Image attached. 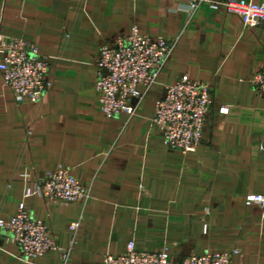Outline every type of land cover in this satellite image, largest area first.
I'll use <instances>...</instances> for the list:
<instances>
[{"label": "crops", "instance_id": "obj_1", "mask_svg": "<svg viewBox=\"0 0 264 264\" xmlns=\"http://www.w3.org/2000/svg\"><path fill=\"white\" fill-rule=\"evenodd\" d=\"M188 1L0 0V35L34 44L49 63L51 86L35 103L17 102L0 73V221L23 201L67 253L36 264H104L129 242L138 251L167 248L173 262L237 250L231 264H264V216L245 204L248 194L264 195V93L249 82L264 71V22L244 26L223 0L189 13ZM133 28L178 39L133 114L109 119L94 61ZM183 75L208 83L214 104L189 153L168 150L152 122L164 87ZM59 168L86 188L85 202L24 198L26 180ZM22 257L0 228V264H25Z\"/></svg>", "mask_w": 264, "mask_h": 264}, {"label": "built area", "instance_id": "obj_2", "mask_svg": "<svg viewBox=\"0 0 264 264\" xmlns=\"http://www.w3.org/2000/svg\"><path fill=\"white\" fill-rule=\"evenodd\" d=\"M202 2L189 0L184 9L192 13ZM220 4L227 14L238 16L248 28L264 22V1L223 0ZM177 39L178 36L163 35L152 38L133 28L129 35L117 36L111 45L101 46L94 66L99 108L106 118L123 112L133 114L135 102L156 84ZM48 70V59L39 53L37 46L21 38L0 35V73L17 102L40 100L51 86ZM249 82L259 93H264V71L255 74ZM213 105L208 83L183 75L174 84L166 85L154 104L152 119L164 146L172 151L194 152L201 143L206 115ZM219 112L226 114L228 108L219 106ZM26 182L30 184L24 190V198L36 196L61 203H81L88 199L86 188L65 168ZM245 204H257L264 216L263 194H248ZM0 228L7 232L9 241L21 248L25 264H36L48 252L59 253L63 261L67 257L54 241L49 226L35 219L23 201L13 216L0 221ZM75 228L76 224L71 226L72 230ZM237 253V250L191 253L173 262L167 248L138 251L129 242L124 253L107 254L104 264H231L232 256Z\"/></svg>", "mask_w": 264, "mask_h": 264}]
</instances>
